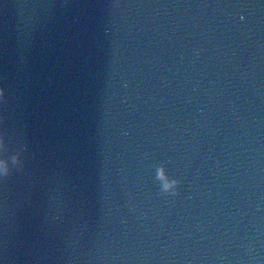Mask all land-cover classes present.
I'll return each mask as SVG.
<instances>
[{
    "label": "water",
    "instance_id": "95a60500",
    "mask_svg": "<svg viewBox=\"0 0 264 264\" xmlns=\"http://www.w3.org/2000/svg\"><path fill=\"white\" fill-rule=\"evenodd\" d=\"M0 264H264V0H0Z\"/></svg>",
    "mask_w": 264,
    "mask_h": 264
},
{
    "label": "clouds",
    "instance_id": "9594fccd",
    "mask_svg": "<svg viewBox=\"0 0 264 264\" xmlns=\"http://www.w3.org/2000/svg\"><path fill=\"white\" fill-rule=\"evenodd\" d=\"M3 95V89L2 88H0V96H2ZM3 140L2 139H0V148H3ZM0 171H2L3 173H7V171H8V168H7V164H6V162H4V161H0Z\"/></svg>",
    "mask_w": 264,
    "mask_h": 264
}]
</instances>
